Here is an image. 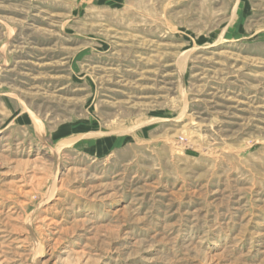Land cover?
Returning a JSON list of instances; mask_svg holds the SVG:
<instances>
[{
	"label": "rangeland",
	"instance_id": "rangeland-1",
	"mask_svg": "<svg viewBox=\"0 0 264 264\" xmlns=\"http://www.w3.org/2000/svg\"><path fill=\"white\" fill-rule=\"evenodd\" d=\"M0 264H264V0H0Z\"/></svg>",
	"mask_w": 264,
	"mask_h": 264
}]
</instances>
